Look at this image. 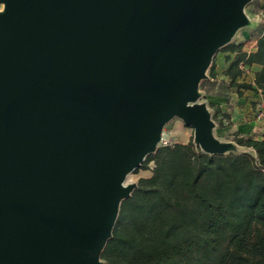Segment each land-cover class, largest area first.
<instances>
[{
	"label": "water",
	"instance_id": "1",
	"mask_svg": "<svg viewBox=\"0 0 264 264\" xmlns=\"http://www.w3.org/2000/svg\"><path fill=\"white\" fill-rule=\"evenodd\" d=\"M251 1L0 0V264H102L175 117L237 152L200 84Z\"/></svg>",
	"mask_w": 264,
	"mask_h": 264
},
{
	"label": "trees",
	"instance_id": "2",
	"mask_svg": "<svg viewBox=\"0 0 264 264\" xmlns=\"http://www.w3.org/2000/svg\"><path fill=\"white\" fill-rule=\"evenodd\" d=\"M254 36L255 51L235 41L219 50L235 53L226 57L229 85L239 95L260 92L264 101V31ZM241 63L262 66L253 81H237ZM213 106L222 123L228 114ZM233 140L244 150L212 155L190 140L161 143L149 154L136 171L153 162L152 174L121 202L102 264H264V133Z\"/></svg>",
	"mask_w": 264,
	"mask_h": 264
},
{
	"label": "rangeland",
	"instance_id": "3",
	"mask_svg": "<svg viewBox=\"0 0 264 264\" xmlns=\"http://www.w3.org/2000/svg\"><path fill=\"white\" fill-rule=\"evenodd\" d=\"M257 2H258V0H252L246 6L245 12L247 13L249 18L251 19V23L245 27H242L237 32L233 41L240 42V41H246V40L254 39L255 33L260 28V23L258 22L259 21V17H258L259 11L257 12V9H258ZM1 8L2 7L0 6V9ZM261 9L264 11V5L261 6ZM228 55L233 57V56H235V53H231L230 51H225V50H219L213 58L214 67L218 66L219 68H221L220 70H221V75H223V77H224L223 79H218V81H213L211 78L213 77V75H216V74L213 73V69H210L211 66L207 70L208 77L206 78L205 85L207 88H210L209 89V91L211 90L210 95H214V96L215 95H223L225 93L228 95L230 92V88L226 87V84H225V80L228 78V76H226V78H225V75H226L225 74V72H226L225 67H228V65L230 63V61H228L226 59V56H228ZM214 77H216V76H214ZM246 77L247 76L244 75V76L240 77L239 79L240 80L241 79L247 80ZM200 90H201V88H200ZM201 92L203 93L202 90H201ZM208 95H205V96L203 95L201 100L206 101L208 103L210 110H211V113L213 114V117H214L215 109H214L213 103L211 102V99H210L211 96H208ZM260 110H261V106L256 105L254 107L255 113H257V114L260 113ZM221 115L222 114H219L218 117H216V118L214 117V120L217 124L215 129H214V134L217 137H219L221 140L234 141L233 138H234L235 134H240V135L250 134V133H247V132H249V130H252L250 126H249V130L242 132V131L236 129L234 122L230 121L229 119H227L225 121L223 120V122L220 123L219 119L222 118V117H220ZM262 118H264L263 115H262ZM249 122L250 121H248L247 123H249ZM251 126H252V124H251ZM258 134H259V132L257 133V135ZM262 135L263 134H260V136H262ZM190 140L194 141V129L192 127L186 126L181 118L175 117L165 125L164 131H163V140H162L163 144H174V143H178V142L187 143ZM237 149H238V150H236L237 152H241L244 150V148L242 146H238ZM152 167H153V162L150 163V168H148V169H139L138 171H134L133 173L128 175L126 182L127 183H138V181L141 177H149L152 174Z\"/></svg>",
	"mask_w": 264,
	"mask_h": 264
},
{
	"label": "crops",
	"instance_id": "4",
	"mask_svg": "<svg viewBox=\"0 0 264 264\" xmlns=\"http://www.w3.org/2000/svg\"><path fill=\"white\" fill-rule=\"evenodd\" d=\"M264 5V0H258L257 2V12L259 17V23L261 30L264 31V11L261 9V6ZM244 42V50L248 52L255 51L257 49V39L254 37V39L246 40V41H240ZM226 55V54H225ZM227 57V56H226ZM214 67V66H213ZM227 67H225L226 70ZM243 70L245 71L243 76L246 75L247 80L238 79V82H251L254 80L255 74L262 68V66L258 63H254L252 65L243 64ZM221 68L218 66H215L213 68V73L216 75H213L211 78L213 81H218V79H223V75H221ZM247 72V73H246ZM216 76V77H214ZM227 75H225L226 78ZM230 79L227 78L225 80L226 87L230 88V92L227 95L226 93L223 95H210L211 90L206 94L208 96H211V102L216 105L220 106L222 111L225 114H228V118H223V120L229 119L230 121L234 122L236 129L244 132L249 130V126L252 130H249L250 133L248 135H251L255 138H263V135L260 136V134L264 133V118L258 117L257 113L254 112V107L256 105L261 106L263 101L262 94L260 92H256L250 89H241L242 95H239L238 88L235 86L229 85ZM213 83V82H212ZM231 105V106H230ZM222 117V115L220 116ZM250 121L249 123H247ZM252 124V126H251ZM256 127V128H255ZM259 134L257 135V133Z\"/></svg>",
	"mask_w": 264,
	"mask_h": 264
},
{
	"label": "built area",
	"instance_id": "5",
	"mask_svg": "<svg viewBox=\"0 0 264 264\" xmlns=\"http://www.w3.org/2000/svg\"><path fill=\"white\" fill-rule=\"evenodd\" d=\"M243 63H241L240 64V67L242 68L243 67V65H242ZM243 69V68H242ZM262 115H263V117H264V102L262 103V105H261V110H260V113H258L257 114V117H262Z\"/></svg>",
	"mask_w": 264,
	"mask_h": 264
}]
</instances>
